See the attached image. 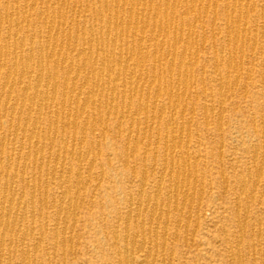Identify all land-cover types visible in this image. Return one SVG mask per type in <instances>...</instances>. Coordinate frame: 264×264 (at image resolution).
Returning <instances> with one entry per match:
<instances>
[{
    "label": "rangeland",
    "instance_id": "rangeland-1",
    "mask_svg": "<svg viewBox=\"0 0 264 264\" xmlns=\"http://www.w3.org/2000/svg\"><path fill=\"white\" fill-rule=\"evenodd\" d=\"M129 1L0 0V264H264V0ZM28 66L56 88L42 107L12 88ZM33 120L37 142L16 132Z\"/></svg>",
    "mask_w": 264,
    "mask_h": 264
},
{
    "label": "bare ground",
    "instance_id": "bare-ground-1",
    "mask_svg": "<svg viewBox=\"0 0 264 264\" xmlns=\"http://www.w3.org/2000/svg\"><path fill=\"white\" fill-rule=\"evenodd\" d=\"M57 2H58V0H56ZM93 1V0H92ZM99 1V0H98ZM119 1V0H118ZM123 1V0H122ZM131 1V0H130ZM129 1V2H130ZM145 1V0H144ZM193 1V0H192ZM42 2V1H41ZM143 2V1H142ZM174 2V1H173ZM178 1H176L175 3H177ZM179 2H180V0H179ZM197 1H195V3H196ZM112 3V2H111ZM123 3V2H122ZM236 3V2H235ZM239 3V2H238ZM50 4V3H49ZM53 4H54V2H53ZM57 4V3H56ZM98 4V3H97ZM125 4V3H124ZM172 4H174V3H172ZM177 4H179V3H177ZM35 5V4H34ZM57 5H59V7H58V9H61L62 7L64 8V4H57ZM105 5V7H106V4H104ZM135 5V4H134ZM132 6V5H130V7H135V6ZM47 6V5H46ZM51 6V5H50ZM68 6V5H67ZM143 6V5H142ZM151 6V5H150ZM149 6V7H150ZM157 6V5H156ZM174 6V5H173ZM94 7V6H93ZM116 7V6H115ZM52 8V7H51ZM79 8V7H78ZM100 8V7H99ZM98 8V9H99ZM139 8V6H137V8L136 9H138ZM156 8V7H155ZM25 9V8H24ZM53 9V8H52ZM75 9V8H74ZM81 9V8H80ZM115 9V8H114ZM117 9V8H116ZM149 9H151V7L149 8ZM157 9V8H156ZM161 9V8H160ZM168 9V8H167ZM190 9V8H189ZM16 10V9H15ZM33 10V9H32ZM47 10V9H46ZM49 10V9H48ZM112 10V9H111ZM155 10V9H154ZM105 11V10H104ZM118 11V10H117ZM131 11V10H130ZM151 11H152V9H151ZM158 11V10H157ZM169 11H171L170 9H169ZM57 12H59V10L57 11ZM80 12V11H79ZM115 12V11H114ZM137 12V11H136ZM160 12V11H159ZM5 13V12H4ZM63 13V12H62ZM81 13V12H80ZM84 13H86V12H84ZM110 13V12H109ZM132 13H134V12H132ZM154 13H155V11H154ZM173 12H171V14H172ZM46 14H48L47 12H46ZM170 14V15H171ZM5 16H6V14H4ZM115 15H116V13H115ZM4 16V17H5ZM9 16H11V15H9ZM5 17L3 20L7 23V22H9V23H11V25H13V26H11L10 25V27L8 26V28H9V31H11L12 30V28H16L15 29V31L18 29V28H20L21 26H22V24L17 20L16 21V19H18V18H16L15 19V21L12 19V18H10V17ZM13 16V15H12ZM42 16H43V14H42ZM42 16H40V18L42 17ZM46 16V15H45ZM45 16H43V17H45ZM49 16V15H48ZM154 16V15H153ZM158 16V15H157ZM131 17V16H130ZM48 18V17H47ZM116 18H117V16H116ZM133 18V17H132ZM158 18V17H157ZM55 19V18H54ZM101 19V18H100ZM153 19V18H152ZM170 19V18H169ZM108 20H110V19H108ZM176 20V19H175ZM50 21H52V20H50ZM77 21V20H76ZM99 21V20H98ZM138 21V20H137ZM136 21V22H137ZM2 22V21H1ZM53 22H55L54 20H53ZM116 22V21H115ZM8 23V24H9ZM58 23V22H57ZM101 23V22H100ZM107 23V22H106ZM110 23H111V21H110ZM154 23V22H153ZM160 23V22H159ZM164 23H166L165 21H164ZM0 24H2V23H0ZM43 24V23H42ZM171 24H172V22H171ZM121 25V24H120ZM135 25V24H134ZM158 25H160V24H158ZM165 25V24H164ZM188 25V24H187ZM44 26H45V24H44ZM59 26V25H58ZM106 26V25H105ZM166 26V25H165ZM244 26V25H243ZM12 27V28H11ZM46 27V26H45ZM48 28V31L50 32V34H52L55 30V28H54V26H53V24L52 23H49L48 24V26H47ZM144 27V26H143ZM168 27V26H167ZM109 28H110V26H109ZM127 28V27H126ZM129 28V27H128ZM166 28V27H165ZM58 29V28H57ZM158 29V28H157ZM237 29V28H236ZM19 30V29H18ZM26 30H27V28H26ZM81 30H83V29H81ZM164 30H167V29H164ZM191 30V29H190ZM194 29H192V31H193ZM246 30V29H245ZM8 31V30H7ZM22 31V30H21ZM20 31V32H21ZM100 31V30H99ZM106 31H108L107 30V28H106ZM109 31H110V29H109ZM115 31L116 30H114V33H115ZM135 31V30H134ZM155 31V30H154ZM153 31V32H154ZM179 31H181V29L179 30ZM239 31V30H238ZM14 32V31H13ZM162 32V31H161ZM167 32V31H166ZM174 32V31H173ZM237 32V31H236ZM10 33V32H9ZM48 33V32H47ZM107 33V32H106ZM145 33V32H144ZM151 33H152V31H151ZM188 33V32H187ZM8 34V33H7ZM17 34V33H16ZM49 34V33H48ZM57 34H58V32H57ZM99 34H101V33H99ZM121 34V33H120ZM239 34V33H238ZM85 35V34H84ZM109 35V34H108ZM140 35H141V33H140ZM164 35V34H163ZM15 36V35H14ZM54 36V35H53ZM58 36V35H57ZM62 36V35H61ZM70 36V35H69ZM92 36V35H91ZM101 36V35H100ZM107 36V35H106ZM126 36V35H125ZM128 36V35H127ZM134 36V35H133ZM8 37H10V36H8ZM75 37H76V35H75ZM74 37V38H75ZM164 37H165V35H164ZM179 37H180V35H179ZM188 37V36H187ZM23 38H24V36H23ZM48 38V37H47ZM51 38V37H50ZM56 38V37H55ZM108 37H106V39H107ZM120 38V37H119ZM152 38V37H151ZM153 38H154V36H153ZM7 39V38H6ZM83 39V38H82ZM109 39V38H108ZM155 39V38H154ZM181 39V38H180ZM180 39H178V44H180V42H181V40ZM233 39V38H232ZM4 40V39H3ZM76 39H74V41H75ZM112 40V39H111ZM117 40V39H116ZM122 40V39H121ZM121 40H119L120 42H121ZM142 40V39H141ZM152 40V39H151ZM187 40V39H186ZM190 40V39H189ZM227 40V39H226ZM54 41H55V39H54ZM71 41V40H70ZM106 41H108V40H106ZM163 41V40H162ZM180 41V42H179ZM188 41V40H187ZM77 41H75L74 43H76ZM86 42L87 43H93L94 41H93V38H87L86 39ZM192 42V41H191ZM68 43V42H67ZM70 43V42H69ZM82 43H83V41H82ZM97 43V42H96ZM147 43V42H146ZM24 44V43H23ZM31 44V43H30ZM46 44V43H45ZM60 44H62V42L60 43ZM73 44V43H72ZM114 43H112V45H113ZM121 45H122V43H120ZM177 44V45H178ZM183 44H184V42H183ZM54 45H56V44H54ZM67 45V44H66ZM75 45V44H74ZM91 45V44H90ZM93 45V44H92ZM107 45H108V43H107ZM214 45V44H213ZM20 46H21V44H20ZM46 46V45H45ZM68 46V45H67ZM116 46V45H115ZM132 46H133V44H132ZM13 47H14V45H13ZM40 47V46H39ZM47 47H49V45L47 46ZM89 47V46H88ZM97 47V46H96ZM107 47V46H106ZM105 47V48H106ZM125 47V46H124ZM127 47V46H126ZM174 47V46H173ZM176 47V46H175ZM184 47V46H183ZM54 48V47H53ZM91 48V47H90ZM93 48V47H92ZM112 48V47H111ZM110 48V49H111ZM138 48V47H137ZM177 48V47H176ZM1 49V48H0ZM56 49V48H55ZM60 49H62V48H60ZM72 49H74V46H73V48ZM71 49V50H72ZM122 49V48H121ZM126 49V48H125ZM7 50V49H6ZM6 50H4V53H5V51ZM9 50V49H8ZM41 50V52H43L42 51V49H40ZM53 50V49H52ZM115 50V49H114ZM137 50H139V48L137 49ZM58 51H60V50H58ZM70 51V50H69ZM78 56L80 55H84L85 56V60L87 61L86 63H84V66H86V65H90V67H92L91 66V64H90V62H88L89 61V57L86 55V50L85 49H83V47L80 49V50H77L76 49V47H75V49L73 50ZM88 51H89V48H88ZM106 51L107 50H102L101 49V53H102V55H103V63L104 64H106L108 61L106 60V58H104V56H106ZM126 51V50H125ZM140 51V50H139ZM175 51V50H174ZM40 52V53H41ZM46 52V51H45ZM54 52V51H53ZM62 52V51H61ZM72 52V51H71ZM90 53H92L91 51H89ZM88 52V53H89ZM111 52V51H110ZM119 52H121V51H119ZM138 52V51H137ZM160 52V51H159ZM31 53L32 52H30L29 54H26V52H25V50L22 48H15V49H13V51H11V52H8V53H6L5 55L6 56H8V57H10V58H12V59H14V60H20L21 62H24V61H29L30 60V58L31 57H34L33 55H31ZM52 52H50V54H51ZM58 54H59V52H57ZM89 53V54H90ZM96 53H97V51H96ZM95 53V54H96ZM125 53V52H124ZM141 54H143L142 52H140ZM58 54H57V57H58ZM113 54V53H112ZM126 54L128 55V53L126 52ZM125 54V55H126ZM130 54V53H129ZM133 54V53H132ZM138 54V53H137ZM136 54V55H137ZM0 55H1V52H0ZM5 55H3V56H5ZM41 55V54H40ZM47 55V54H46ZM52 55H53V53H52ZM97 55V54H96ZM111 55V54H110ZM184 55H186V54H184ZM43 56V55H42ZM41 56V57H42ZM83 56V57H84ZM90 56V55H89ZM92 56V55H91ZM112 56V55H111ZM120 56H122V55H120ZM145 56V55H144ZM143 56V57H144ZM195 56V55H194ZM1 57V56H0ZM39 57V56H38ZM52 57V56H51ZM55 56L53 55V58H54ZM137 57V56H136ZM136 57H134V58H136ZM153 57H155L154 55H153ZM159 57H160V55H159ZM158 57V58H159ZM6 58V57H5ZM4 58V59H5ZM52 58V59H53ZM63 58V57H62ZM87 58V59H86ZM129 58H130V56H129ZM145 58V57H144ZM236 57H234V59H235ZM32 59V58H31ZM47 59V58H46ZM49 59H51V58H49ZM77 59V58H76ZM75 59V60H76ZM84 59V58H83ZM128 59V58H127ZM126 59V60H127ZM163 59H164V57H163ZM189 59V58H188ZM1 60V59H0ZM42 60H43V57H42ZM42 60H40V62H39V64L37 65V66H39V69H42L43 67H45V68H47V64H45L44 63V61H42ZM48 60V59H47ZM56 60V59H55ZM64 60H66V59H64ZM92 60V59H91ZM125 60V61H126ZM144 60V59H143ZM161 60V59H160ZM230 60V59H229ZM4 61V60H3ZM63 61V60H62ZM72 61V60H71ZM96 61V60H95ZM94 61V62H95ZM128 61V60H127ZM136 61H138V60H136ZM159 61V60H158ZM163 61V60H162ZM167 61H168V59H167ZM184 60H182V62H183ZM1 62V61H0ZM31 62V61H30ZM48 62V61H47ZM55 62V61H54ZM59 62H60V60H57L55 63L58 65L59 64ZM65 62V61H64ZM93 62V63H94ZM111 62V61H110ZM140 62V61H139ZM142 62V61H141ZM160 62V61H159ZM171 62V61H170ZM180 62V61H179ZM178 62V63H179ZM33 63V62H32ZM61 63V62H60ZM72 63V62H71ZM92 63V64H93ZM96 63V62H95ZM102 63V64H103ZM120 63V62H119ZM129 63V62H128ZM16 64V63H15ZM22 64V63H21ZM28 64V63H27ZM26 64V65H27ZM56 64H53V68H52V72L49 74V80H53L54 78H55V76H56V74H57V70L58 69H56V67H55V65ZM63 64V62L60 64V65H62ZM180 64V63H179ZM184 64V63H183ZM183 64H181V65H183ZM3 65L4 64H1L0 63V69H2L1 67H3ZM25 65V66H26ZM59 65V66H60ZM71 65H73V64H71ZM77 65V64H76ZM97 65V64H96ZM107 65V64H106ZM122 65V64H121ZM128 65V64H127ZM127 65H125V66H127ZM169 65V64H168ZM69 66V65H68ZM108 66V65H107ZM138 66V65H137ZM172 66H174V63L172 64ZM184 66V65H183ZM72 67V68H71ZM70 68H71V72L73 73L74 71H75V73H79V72H81L83 69H85L84 67L83 68H74L73 66H71ZM121 67V66H120ZM182 67V66H181ZM3 68H5V67H3ZM61 68V67H60ZM69 68V67H68ZM93 68V67H92ZM92 68H91V70H92ZM114 68V67H113ZM126 68V67H125ZM171 68V67H170ZM32 69H33V67L31 68L30 66H28V67H26V69H21V70H23L21 73V78H23L22 80H19V81H15L14 82V79H13V84H12V88H18V89H21V90H25V91H28V90H32V89H34L35 90V97L34 98H29L27 95H23V96H21V98L19 99L21 102H20V104H24V103H28V105L29 106H33V105H40L41 107H42V105L47 101V97L48 96H51V97H53L52 95H54L55 94V90H56V88L54 87V85H52V82L50 83L49 82V84H51V91L50 92H48V89L47 90H45L44 92H42V87H40V85L38 84H36V82H38V81H36L37 79H41V76H40V73H41V71H39L40 73L39 74H37V76H33V74H34V72L32 71ZM63 69V68H62ZM118 69H119V66H118ZM186 69V68H185ZM49 70V69H48ZM48 70H47V72H48ZM108 70V69H107ZM93 71V70H92ZM91 71V73H90V76L89 77H86V78H88V80H89V78H93V79H97V80H99V76H100V74L99 75H97L96 74V71H94V72H92ZM112 71V70H111ZM15 72V71H14ZM66 72H68V71H66ZM85 72V71H84ZM98 72V71H97ZM109 72V71H108ZM184 72H186L185 70H184ZM44 73V72H43ZM56 73V74H55ZM87 73H88V71H87ZM111 73V72H110ZM134 73V72H133ZM8 73L6 72V75H7ZM17 74V73H16ZM42 74V73H41ZM66 75H67V73H65ZM103 74H104V72H103ZM83 75H84V73H83ZM89 75V74H88ZM129 75V74H128ZM146 75V74H145ZM15 76V75H14ZM75 76H76V74H75ZM78 76V75H77ZM101 76H103V75H101ZM100 76V77H101ZM109 76H111L110 74H109ZM20 77V76H19ZM58 76H56V78H57ZM134 77H135V73H134ZM133 77V78H134ZM137 77V76H136ZM140 77V76H139ZM14 78V77H13ZM66 78V77H65ZM78 78V77H77ZM108 78V77H107ZM115 78V77H114ZM113 78V79H114ZM124 78V77H123ZM145 78H146V76H145ZM145 78H144V80H145ZM177 78V77H176ZM70 79V78H69ZM68 79V77H67V81L69 80ZM76 79V78H75ZM116 79H117V77H116ZM119 79V78H118ZM183 79H184V77H183ZM190 79V78H189ZM72 80V79H71ZM136 80H138V78L136 79ZM33 81H36L35 83L33 82ZM41 81V80H40ZM48 81V80H47ZM46 81V82H47ZM53 81H55V80H53ZM66 81V82H67ZM101 81H102V77H101ZM108 81V80H107ZM106 81V82H107ZM123 81V80H122ZM129 81H130V79H129ZM141 80H139V82H140ZM65 82V81H64ZM72 82H74V80L72 81ZM75 82H77V81H75ZM84 82H85V80H84ZM91 82V81H90ZM93 82V81H92ZM113 82V81H112ZM115 82V81H114ZM119 82V81H118ZM186 82V81H185ZM48 83V82H47ZM102 83V82H101ZM130 83V82H129ZM187 83V82H186ZM185 83V84H186ZM8 84V83H7ZM55 84V83H54ZM72 84V83H71ZM85 84H86V82H85ZM84 84V85H85ZM99 84V83H98ZM103 84V83H102ZM101 84V85H102ZM116 84V83H115ZM122 84V83H121ZM125 84V83H124ZM150 84V83H149ZM155 84V83H154ZM5 85V84H4ZM64 85V84H63ZM73 85V84H72ZM71 85V87H73ZM87 85V84H86ZM97 84H93V83H91V84H89V87H90V94L91 95H93V89H95V88H97V86H96ZM129 85H131V84H129ZM45 86V85H44ZM49 86V85H48ZM66 86V85H65ZM67 86H68V83H67ZM66 86V87H67ZM99 86V85H98ZM114 86V85H113ZM112 86V87H113ZM136 86V85H135ZM142 86V85H141ZM46 87V86H45ZM56 87H57V85H56ZM103 87V86H102ZM110 87V86H109ZM143 87V86H142ZM5 88H7V87H5ZM101 89V88H100ZM129 90H131L130 88H128ZM135 89V88H134ZM133 89V90H134ZM137 89V88H136ZM10 90V89H9ZM114 90V89H113ZM143 90V89H142ZM11 91V90H10ZM64 91V90H63ZM67 91V90H66ZM80 91V90H79ZM95 92H97L96 90H94ZM102 91V90H101ZM74 92V91H73ZM134 92V91H133ZM9 93V92H8ZM23 93V92H22ZM88 93V94H89ZM41 94L43 95V96H41ZM71 94V93H70ZM89 94V95H90ZM95 95V94H94ZM73 96V95H72ZM77 96V95H76ZM158 96V95H157ZM156 96V97H157ZM67 97V96H66ZM79 97V96H78ZM90 97V96H89ZM89 97H87V100H88V98ZM96 97V96H95ZM94 97V98H95ZM91 98H92V96H91ZM105 98V97H104ZM111 98V97H110ZM65 99V98H64ZM72 98H70L69 100H71ZM18 100V99H17ZM80 100V99H79ZM94 100V99H93ZM9 101V98L6 100V102H8ZM76 101H78V100H76ZM99 101V100H98ZM122 101V100H121ZM170 101H173V100H170ZM48 102V101H47ZM87 102V101H86ZM64 103H65V101H64ZM92 103V102H91ZM174 103V102H173ZM17 104V103H16ZM16 104L14 105L15 107L14 108H16L17 106H16ZM62 104V103H61ZM82 104V103H81ZM80 104V105H81ZM83 104H85L86 105V103L84 102ZM112 104V103H111ZM48 105V104H47ZM85 105H83V107H85ZM127 105H128V103H127ZM176 105H177V103H176ZM21 106V105H20ZM19 106V107H20ZM23 106V105H22ZM21 106V107H22ZM25 106V105H24ZM23 106V107H24ZM91 106V105H90ZM12 107V106H11ZM22 107V108H23ZM45 107V106H44ZM110 107V106H109ZM21 108V109H22ZM29 108V107H28ZM31 108V107H30ZM29 108V109H30ZM64 108V107H63ZM80 108V107H79ZM11 110H13V108L11 109ZM28 110V109H27ZM26 110V111H27ZM84 110V109H83ZM97 110V109H96ZM141 110V109H140ZM10 112H12V111H10ZM20 112H22V111H20ZM68 112V111H67ZM13 113H14V111H13ZM64 113V112H63ZM134 113V112H133ZM145 113V112H144ZM15 114V113H14ZM18 114V113H17ZM40 111L38 112V110H36V112H35V119L34 120H37L38 119V116H40ZM57 114V113H56ZM61 114V113H60ZM70 114H71V112H70ZM11 115V114H10ZM29 115V114H28ZM69 115V114H68ZM82 115H83V113H82ZM165 115V114H164ZM6 116V115H5ZM19 116V115H18ZM67 116V115H66ZM65 116V117H66ZM76 116V115H75ZM10 117V116H9ZM11 118V117H10ZM13 118V117H12ZM11 118V119H12ZM74 118V117H73ZM138 118V117H137ZM40 119V118H39ZM63 119V118H62ZM155 119V118H154ZM33 120V121H34ZM159 121V120H158ZM28 122H30V121H28ZM35 122V121H34ZM32 122V123H26L23 127H22V129H19V127L18 128H16L17 129V135H19L20 134V136L22 137V138H24V135H25V133H27V132H29V140H35L36 139V142H37V139H40V138H42L41 137V135L39 134V132H38V129H37V127H35V124L37 123V122ZM62 122V121H61ZM20 124V123H19ZM77 124V123H76ZM17 125V124H16ZM168 125H170V124H168ZM18 126V125H17ZM75 126V125H74ZM153 127V126H152ZM176 127V126H175ZM182 129V128H181ZM172 131V130H171ZM183 131V130H182ZM187 131V130H186ZM15 132V133H16ZM56 132V131H55ZM42 133V132H41ZM180 133V132H179ZM61 135V134H60ZM171 135H172V133H171ZM176 135V134H175ZM9 136V135H8ZM17 137V136H16ZM176 137V136H175ZM26 138V137H25ZM82 138V137H81ZM8 139V138H7ZM53 139V138H52ZM149 139V138H148ZM23 140V139H22ZM33 140V141H34ZM43 140V139H42ZM31 141H29V142H31ZM141 141V140H140ZM23 142V141H22ZM43 143V142H42ZM33 144L35 145V143L33 142ZM30 145V144H29ZM172 145V144H171ZM41 148V147H40ZM34 150L36 149L35 147L33 148ZM2 151H3V149H2ZM1 151V152H2ZM23 151V150H22ZM89 151V150H88ZM30 152V151H29ZM137 152V151H136ZM34 153V152H33ZM26 154V153H25ZM17 155V154H16ZM8 156V155H7ZM3 157V154L1 153L0 154V165H2V160L1 159H5L6 161L7 160H13V159H11V157L10 156H8V157ZM80 157V156H79ZM93 157V156H92ZM35 158V157H34ZM24 160V159H23ZM172 160V159H171ZM188 160V159H187ZM255 161V160H254ZM17 165V164H16ZM6 166H7V164H6ZM34 166V165H33ZM40 167V166H39ZM39 167H37V170H38V168ZM1 169V168H0ZM10 169V168H9ZM22 169V168H21ZM21 173V172H20ZM7 175V174H6ZM13 175V174H12ZM46 175V174H45ZM1 176V175H0ZM60 177V176H59ZM180 177V176H179ZM183 176H181V178H182ZM11 178V177H10ZM181 180V179H180ZM183 180V179H182ZM12 178L11 179H9V178H6L5 180H4V182H3V187H5L6 189H9V187H10V185L12 184ZM67 181V180H66ZM174 182H179V178L177 177L176 178V181H173V183ZM65 183H67V182H65ZM171 183V182H170ZM243 183V182H242ZM1 184V183H0ZM175 184V183H174ZM241 184V183H240ZM46 185V184H45ZM60 185V184H59ZM244 186V185H243ZM254 186V185H253ZM40 187V186H39ZM66 187H67V185H66ZM244 188V187H243ZM245 188H246V186H245ZM27 189V188H26ZM4 190V189H3ZM67 192V191H66ZM244 192V191H243ZM33 194V193H32ZM62 194V193H61ZM64 194H65V192H64ZM63 195V194H62ZM78 196V195H77ZM76 196V197H77ZM10 197V196H9ZM44 197V196H43ZM158 197V196H157ZM23 198V197H22ZM69 196L66 194V195H64L63 196V198H62V200H61V202L62 203H65V202H69ZM12 200H13V198H12ZM9 201V203L8 204H5L4 202L3 203H1L0 202V215H2V214H4L6 211H8V210H11L12 208H13V206H14V202L13 201ZM46 200V199H45ZM147 200V199H146ZM170 200V199H169ZM148 201V200H147ZM151 201V200H150ZM19 202V201H18ZM149 202V201H148ZM147 202V203H148ZM52 203V202H51ZM76 203V202H75ZM18 204V203H17ZM17 204H16V206H17ZM61 204V203H60ZM59 204V205H60ZM141 204V203H140ZM149 204V203H148ZM58 205V206H59ZM75 205V204H74ZM147 206V205H146ZM61 207V206H60ZM62 207H63V205H62ZM17 208V207H16ZM23 208V207H22ZM19 209V208H18ZM136 209H138V208H136ZM167 209V208H166ZM24 210V209H23ZM22 209H21V211H23ZM176 210V209H175ZM39 211V210H38ZM183 211V210H182ZM62 212V211H61ZM67 212V211H66ZM75 212V211H74ZM15 213V212H14ZM182 213V212H181ZM31 214V213H30ZM14 215V214H13ZM25 216H26V214H24ZM71 215V214H70ZM238 215V214H237ZM22 217H23V214L21 215ZM243 216V215H242ZM8 218V217H7ZM25 218V217H24ZM237 218V217H236ZM239 219V218H238ZM9 221V220H8ZM22 221V220H21ZM10 222V221H9ZM9 222H3V221H0V232H2V231H4V230H6V229H9V227H10V223ZM13 222V221H12ZM130 225V224H129ZM128 225V226H129ZM14 226V225H13ZM12 227V226H11ZM13 228V227H12ZM243 228V227H242ZM155 230V229H154ZM149 232V231H148ZM25 233V232H24ZM23 234V233H22ZM27 234V233H26ZM136 234H138V233H136ZM143 234V233H142ZM150 234V233H149ZM155 234V233H154ZM141 235V234H140ZM144 235V234H143ZM148 235V234H147ZM26 236V235H25ZM126 237V236H125ZM136 237H137V235H136ZM42 238V237H41ZM36 240H38V239H36ZM133 240V239H132ZM123 242H124V240H122ZM3 243V242H2ZM2 243H0V248H1V246L2 245H4V244H2ZM132 244V243H131ZM130 244V245H131ZM142 246H143V244H142ZM141 246V247H142ZM12 247V246H11ZM132 247V246H131ZM130 247V248H131ZM3 248H4V246H3ZM136 248H139V247H136ZM134 249V248H133ZM132 250V249H131ZM145 250V249H144ZM133 251V250H132ZM136 251H137V253H138V249H136ZM131 252V251H130ZM135 252V251H134ZM149 252V251H148ZM3 253V252H2ZM130 253L127 251V250H124V253H123V256H125V257H127L128 255H129ZM132 254V253H131ZM143 256V255H142ZM141 256V258L143 259V257ZM148 256H150V255H148ZM124 257V258H125ZM147 257V256H146ZM237 257V256H236ZM132 258V257H131ZM238 258V257H237ZM145 259V258H144ZM147 259H149V258H147ZM124 260V259H123ZM126 260V259H125ZM2 261V260H1ZM130 261V260H129ZM128 261V262H129ZM131 261H132V259H131ZM131 261L129 262L130 264H131ZM119 262V261H118ZM133 264H135L134 262H133ZM139 264H147V260H143V261H140L139 262Z\"/></svg>",
    "mask_w": 264,
    "mask_h": 264
}]
</instances>
